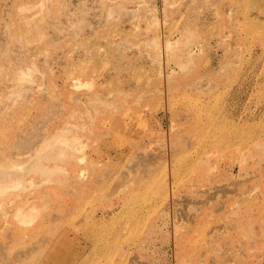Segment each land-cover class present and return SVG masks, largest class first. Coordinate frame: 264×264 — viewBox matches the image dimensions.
<instances>
[{"label":"rangeland","instance_id":"1","mask_svg":"<svg viewBox=\"0 0 264 264\" xmlns=\"http://www.w3.org/2000/svg\"><path fill=\"white\" fill-rule=\"evenodd\" d=\"M42 155L0 264H264V0H0V171Z\"/></svg>","mask_w":264,"mask_h":264},{"label":"bare ground","instance_id":"2","mask_svg":"<svg viewBox=\"0 0 264 264\" xmlns=\"http://www.w3.org/2000/svg\"><path fill=\"white\" fill-rule=\"evenodd\" d=\"M169 46H171V45H169ZM192 54H193L192 51H189L188 54H187V55H188L187 58H191ZM65 140H66V139H65ZM58 143H59V142H58ZM68 144H69V143H68ZM76 144H77V142H76ZM76 144L74 143L73 145H76ZM70 145H72V144H70ZM73 145H72V146H73ZM63 148H65V147H63ZM63 148H61V149H63ZM68 148H69V146H68ZM61 149H60V150H61ZM65 149H66V148H65ZM69 149H70V148H69ZM77 150H78V149H77ZM41 151H42V150H41ZM66 151H67V150H64V151L61 153V155L63 154L64 156H66V154H67ZM47 156H48V155H47ZM49 157H50V156H49ZM49 157H48V158H49ZM42 158H43V160L45 159V158L43 157V155H42L41 158H38V157H37L36 159H34V160H33V163L31 162V165H29V166H32V167H29V170L26 169L27 167H26V168H23V169H21V168L19 169L18 166H14V167H13L14 169L11 168V169H13V172H14V173L11 172L12 170L10 171L11 173H10V172L7 173V172H3V171L1 172V171H0V172H1V174H0V175H1V176H0V182H1V179H2V182H3V183L1 182L2 184H0V194H1V197L3 198V193H4V194H6L5 192L8 193L7 190H10V189L13 188V190L15 191V189H14L15 187H17V186L21 187V185L23 186L22 183H24V180H23V182H22V180H21V179H22V177H21L22 175H21V174H22V173L25 174V175L28 174V171H30V169L33 168V165H34V164H36V165H34V166H36V168H35L36 170H34L35 172H37V173H38V172H42V174H44V173H45V174H48V175H45V176H50V178H51V177L53 176V174L56 172L57 169H49V168L44 167V166L41 164V160H42ZM46 158H47V157H46ZM50 159H51V158H50ZM45 160H46V159H45ZM63 160H64V159H63ZM48 161H49V159H48ZM202 161H203V160H202ZM60 163H61V162H60ZM11 165H12V164H11ZM17 169H18L19 171H20V170H23L24 172H20L21 174H19V171H18ZM16 170H17V171H16ZM26 170H27V173H26ZM34 171H33V172H34ZM57 171H58V170H57ZM80 171H81V170H80ZM16 172H17V173H16ZM35 172H34V173H35ZM25 175H24V176H25ZM28 175H29V174H28ZM37 175H38V174H37ZM35 176H36V174H35ZM84 176H85V175H84ZM40 178H41V177H40ZM19 180H21V181H19ZM4 181H5V182H4ZM29 184H31V183H29ZM26 185H27V184H26ZM65 187H66V186H65ZM17 188H18V187H17ZM17 188H16V189H17ZM18 189H19V188H18ZM20 190H23V189H20ZM18 191H19V190H18ZM23 191H24V190H23ZM9 192H11V190H10ZM21 192H22V191H21ZM4 196H5V195H4ZM1 197H0V198H1ZM28 204H29V203H28ZM47 209H48V208H47ZM47 209H46V210H47ZM17 212H18V211H17ZM29 212L31 213V215H29V214L26 212L27 214H23L21 218H20V213H22V212H19V218L21 219V222H22L23 224L28 223V222L30 221V218H32V215H34V213H35V212H34V213L32 214L33 211H32V212L29 211ZM36 214H37V213H36ZM15 216H16V215H15ZM33 217L36 218V216H33ZM16 218H17V217H16ZM19 218H18V220H20ZM35 218H33V219H35ZM55 218H57V217H55ZM36 219H37V218H36ZM13 220H14V219H13ZM50 220H51V219H50ZM32 221H33V220H31V222H32ZM53 221H54V220H53ZM19 222H20V221H19ZM19 222H17V223H19ZM34 222H35V220H34ZM20 224H21V223H20ZM23 224H22V226H23ZM29 224H32V223L29 222ZM56 224H57V223H56ZM25 226H29V225L27 224V225H25ZM55 226H56V225H55ZM41 249H42V248H41ZM25 254H26V253H25ZM28 254H29V253H28ZM26 255H27V254H26ZM6 258H7V257H6ZM8 261H9V260H8ZM15 263H16V262H15Z\"/></svg>","mask_w":264,"mask_h":264}]
</instances>
